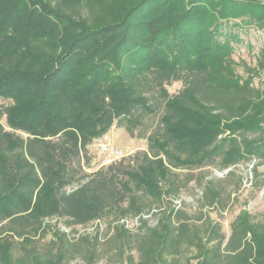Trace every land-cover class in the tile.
<instances>
[{
    "label": "trees",
    "instance_id": "obj_1",
    "mask_svg": "<svg viewBox=\"0 0 264 264\" xmlns=\"http://www.w3.org/2000/svg\"><path fill=\"white\" fill-rule=\"evenodd\" d=\"M235 19L264 32V3L0 0V264L74 255L93 264L99 228L74 242L56 230L37 251L32 236L52 217L105 222L119 264H176L183 253L188 262V249L195 264H264V220L241 210L226 239L210 211H223L231 192L210 178L193 213L170 199L155 225L143 217L178 194L176 170L264 158V83L234 74V36L223 28ZM176 81L183 87L171 94ZM158 110L147 131L143 119ZM112 126L146 139L147 149L86 172L88 146ZM232 180L235 191V171L219 181ZM128 218H137L135 232Z\"/></svg>",
    "mask_w": 264,
    "mask_h": 264
},
{
    "label": "rangeland",
    "instance_id": "obj_2",
    "mask_svg": "<svg viewBox=\"0 0 264 264\" xmlns=\"http://www.w3.org/2000/svg\"><path fill=\"white\" fill-rule=\"evenodd\" d=\"M264 3V0H255ZM224 32L234 36V41H231L233 46L232 53V69L235 76L240 82H247L250 86L260 89L264 83V32L257 26L245 25L240 22V19L231 20L227 25H224ZM220 37V36H219ZM220 39H223L222 37ZM183 87L181 81L173 82L167 86V90L171 94L179 92ZM5 101L0 100V106ZM159 110L156 114L147 115L143 119V125L147 131H151L158 126L157 118ZM0 122L4 125V117H0ZM138 133V132H136ZM147 142L144 138L130 137L122 128L112 126L110 130L95 139L88 146V153L91 157L88 166H84L86 172H92L101 166H105L110 162L127 157L138 150H146ZM253 168L257 170V185L249 184L250 176L254 180ZM228 170L235 171L241 176L242 181L239 188L233 191L232 181H219L222 179ZM178 183L180 189L175 197H165L162 203H153L152 209L143 217L147 219L149 225H155L157 220L162 215V210L170 201L176 207L185 209L189 214L193 213L196 207L197 199L201 195V183L203 179H212L219 183L224 188V194L231 192V198L226 208L223 211L217 209L210 211L212 219H216L221 223L222 232L227 239L230 234V224L234 221L237 214L241 210H246L255 221L264 220V158H253L248 162L238 163L235 166L221 169L218 163L204 168L193 170L179 169ZM193 178L188 180V176ZM219 181V182H217ZM125 226L132 232L136 231L138 226L137 218H128L124 221ZM99 228V238L102 241L100 250L96 253V261L93 264H119L113 252L109 251L106 238L110 235L107 231L105 222H91L85 226L68 225L64 218H48L44 221V226L39 230V233L32 236L37 246V251L42 253L48 249L50 239L54 238L56 230L63 231L67 234L70 241L74 242L80 235L92 236ZM185 253L181 255L176 264H195L196 259L191 258L192 253L189 249L186 252V257H190L187 262L184 259ZM62 264H86L84 259L79 255H74ZM169 264H172L169 263Z\"/></svg>",
    "mask_w": 264,
    "mask_h": 264
},
{
    "label": "built area",
    "instance_id": "obj_3",
    "mask_svg": "<svg viewBox=\"0 0 264 264\" xmlns=\"http://www.w3.org/2000/svg\"><path fill=\"white\" fill-rule=\"evenodd\" d=\"M248 183L250 184V181H248Z\"/></svg>",
    "mask_w": 264,
    "mask_h": 264
}]
</instances>
